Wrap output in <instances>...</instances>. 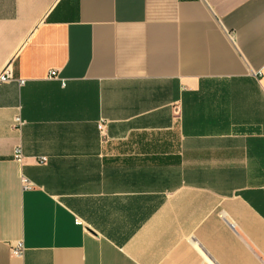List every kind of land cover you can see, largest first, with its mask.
Instances as JSON below:
<instances>
[{"label": "crops", "instance_id": "0c3cea01", "mask_svg": "<svg viewBox=\"0 0 264 264\" xmlns=\"http://www.w3.org/2000/svg\"><path fill=\"white\" fill-rule=\"evenodd\" d=\"M6 68L0 264H264V0H0Z\"/></svg>", "mask_w": 264, "mask_h": 264}, {"label": "built area", "instance_id": "2783aa9c", "mask_svg": "<svg viewBox=\"0 0 264 264\" xmlns=\"http://www.w3.org/2000/svg\"><path fill=\"white\" fill-rule=\"evenodd\" d=\"M259 75H261V72L258 73ZM50 78H56L57 77V74L55 71H52L50 73ZM12 79V73L10 71L9 68H6L2 73H0V84H5V83H8L10 82V80ZM22 83V82H21ZM15 125L20 127V126H23V122L20 118H16L15 119ZM99 130L101 131V133H103L105 131V127H104V124H100L99 126ZM14 160L18 163H21L22 160H23V155H22V150L21 148H17L15 151H14ZM47 160L46 159H41L40 160V163H45ZM22 186H23V189L24 190H32L33 189V184L27 180L26 178H23L22 177ZM14 255L16 256H20L21 255V251H20V247L19 248H16L14 251H13Z\"/></svg>", "mask_w": 264, "mask_h": 264}]
</instances>
